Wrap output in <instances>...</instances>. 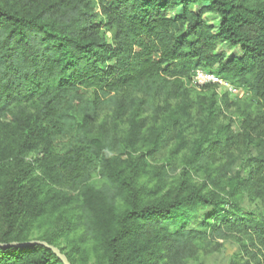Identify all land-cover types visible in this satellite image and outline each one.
Listing matches in <instances>:
<instances>
[{"label":"trees","instance_id":"obj_1","mask_svg":"<svg viewBox=\"0 0 264 264\" xmlns=\"http://www.w3.org/2000/svg\"><path fill=\"white\" fill-rule=\"evenodd\" d=\"M231 236L264 264V0H0V264H186Z\"/></svg>","mask_w":264,"mask_h":264},{"label":"rangeland","instance_id":"obj_2","mask_svg":"<svg viewBox=\"0 0 264 264\" xmlns=\"http://www.w3.org/2000/svg\"><path fill=\"white\" fill-rule=\"evenodd\" d=\"M209 22L213 24L211 18H209ZM106 36L109 37L108 34ZM221 50L223 51V49H220V51ZM228 52L232 53L231 50H228ZM202 86H206V84H202ZM216 91L219 94L225 93V90L221 86H216ZM38 158H43L42 146L28 154L26 156V161ZM92 180L97 181L98 177L95 175L92 177ZM147 188L151 189V185H148ZM218 243L219 247L216 251L211 253H199L195 259L188 261L186 264H243L247 259L244 248L242 247L243 241H241L240 238L231 236L223 241H218Z\"/></svg>","mask_w":264,"mask_h":264},{"label":"built area","instance_id":"obj_3","mask_svg":"<svg viewBox=\"0 0 264 264\" xmlns=\"http://www.w3.org/2000/svg\"><path fill=\"white\" fill-rule=\"evenodd\" d=\"M202 84L221 86L230 97L242 98L244 95V92L242 90L221 81L216 76L204 73L201 70H196L192 78L191 85L196 89H200L201 87H203Z\"/></svg>","mask_w":264,"mask_h":264},{"label":"water","instance_id":"obj_4","mask_svg":"<svg viewBox=\"0 0 264 264\" xmlns=\"http://www.w3.org/2000/svg\"><path fill=\"white\" fill-rule=\"evenodd\" d=\"M33 245H39V246H43L45 248H47L48 250H50L63 264H68L66 259L64 258V256H62L59 251L54 248V247H51V246H48L47 244L45 243H41V242H29V243H26V244H19V245H16V247H21V246H33Z\"/></svg>","mask_w":264,"mask_h":264}]
</instances>
